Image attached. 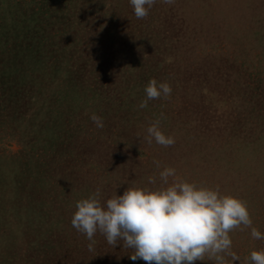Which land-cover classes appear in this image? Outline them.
I'll return each mask as SVG.
<instances>
[{
    "label": "rangeland",
    "instance_id": "obj_1",
    "mask_svg": "<svg viewBox=\"0 0 264 264\" xmlns=\"http://www.w3.org/2000/svg\"><path fill=\"white\" fill-rule=\"evenodd\" d=\"M152 79L172 91L142 109ZM158 120L172 146L148 142ZM174 181L252 221L195 264L264 250V0H157L143 19L130 0H0V264H146L73 228L76 203Z\"/></svg>",
    "mask_w": 264,
    "mask_h": 264
},
{
    "label": "clouds",
    "instance_id": "obj_2",
    "mask_svg": "<svg viewBox=\"0 0 264 264\" xmlns=\"http://www.w3.org/2000/svg\"><path fill=\"white\" fill-rule=\"evenodd\" d=\"M156 2L130 0L137 19L145 18ZM163 2L172 4L174 0ZM144 91L146 99L139 105L142 109L149 100L167 98L172 89L166 82L152 79ZM90 119L97 128L104 127L100 116L92 114ZM147 132L149 143L153 139L164 147L175 143L172 136L161 130L159 120ZM174 176L175 169L171 167L160 172L165 184ZM149 183L154 184L155 179L150 177ZM98 195L99 192L76 203L72 227L88 240L99 231L112 247L123 241V247L133 250L129 259L143 260L146 264H195L206 255L221 258L219 254L228 252L232 245L228 233L241 225L250 227L252 223L247 205L239 198L187 181H174L159 190L128 188L104 204ZM251 236L264 239L256 229H252ZM231 255L235 264L239 257ZM249 260L250 264H264V250L251 252Z\"/></svg>",
    "mask_w": 264,
    "mask_h": 264
}]
</instances>
